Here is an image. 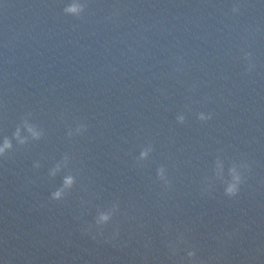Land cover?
Listing matches in <instances>:
<instances>
[{"label": "water", "instance_id": "1", "mask_svg": "<svg viewBox=\"0 0 264 264\" xmlns=\"http://www.w3.org/2000/svg\"><path fill=\"white\" fill-rule=\"evenodd\" d=\"M0 148L264 194V0H0Z\"/></svg>", "mask_w": 264, "mask_h": 264}, {"label": "clouds", "instance_id": "2", "mask_svg": "<svg viewBox=\"0 0 264 264\" xmlns=\"http://www.w3.org/2000/svg\"><path fill=\"white\" fill-rule=\"evenodd\" d=\"M4 147H5V148L10 147V142L7 141V140H5V145H4ZM3 150H4L3 148H0V152H3ZM65 183H66V184H70V183H71V178L67 179V180L65 181ZM235 192H236V189H235L234 186H233V187H230V188L228 189V193H229V194H235ZM55 195H56V196H59V193H56ZM104 219H107V217H104ZM190 255H191V253H190Z\"/></svg>", "mask_w": 264, "mask_h": 264}]
</instances>
